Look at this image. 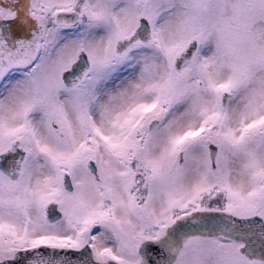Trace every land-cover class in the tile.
Wrapping results in <instances>:
<instances>
[{"label": "snow or ice", "instance_id": "obj_1", "mask_svg": "<svg viewBox=\"0 0 264 264\" xmlns=\"http://www.w3.org/2000/svg\"><path fill=\"white\" fill-rule=\"evenodd\" d=\"M0 264H264V0H0Z\"/></svg>", "mask_w": 264, "mask_h": 264}]
</instances>
